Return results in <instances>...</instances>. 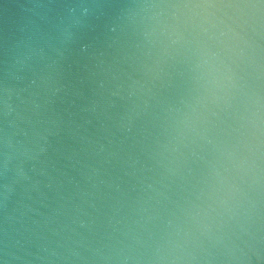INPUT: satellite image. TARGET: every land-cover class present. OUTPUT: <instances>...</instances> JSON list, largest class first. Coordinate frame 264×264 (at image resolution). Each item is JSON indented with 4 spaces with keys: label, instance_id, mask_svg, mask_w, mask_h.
<instances>
[{
    "label": "water",
    "instance_id": "1",
    "mask_svg": "<svg viewBox=\"0 0 264 264\" xmlns=\"http://www.w3.org/2000/svg\"><path fill=\"white\" fill-rule=\"evenodd\" d=\"M0 264H264V0H0Z\"/></svg>",
    "mask_w": 264,
    "mask_h": 264
}]
</instances>
